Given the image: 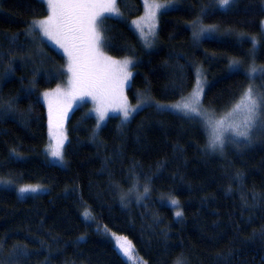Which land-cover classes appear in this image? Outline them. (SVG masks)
<instances>
[{
	"label": "trees",
	"instance_id": "16d2710c",
	"mask_svg": "<svg viewBox=\"0 0 264 264\" xmlns=\"http://www.w3.org/2000/svg\"><path fill=\"white\" fill-rule=\"evenodd\" d=\"M170 1L149 51L131 25L142 0H117L120 15L101 23L104 51L133 60L129 99L155 104L97 128L89 101L61 125L67 61L31 27L46 6L0 0V264H128L113 234L146 264H264V127L214 151L199 116L158 107L187 98L199 72L213 112L252 84L264 93V0ZM193 21L222 34L198 35ZM51 118L68 136L64 166L48 156ZM35 184L46 189L19 193Z\"/></svg>",
	"mask_w": 264,
	"mask_h": 264
},
{
	"label": "snow or ice",
	"instance_id": "6c2138e0",
	"mask_svg": "<svg viewBox=\"0 0 264 264\" xmlns=\"http://www.w3.org/2000/svg\"><path fill=\"white\" fill-rule=\"evenodd\" d=\"M44 4L50 15L46 19L33 20L31 27L43 33L45 37L59 45L68 56V71L71 73L69 81V96L75 98L77 94L81 96H93L103 101L107 96H112L119 101L117 111L123 112L124 120L127 121L130 115L140 107L129 108L127 98L123 96V86L131 78V73L127 71L130 60H124L120 68V75L111 71V66L119 62L111 60L109 57L102 56L98 47L102 37L97 30V20L104 17V13L109 15H120L116 8L117 0H38ZM220 7L228 8L234 0H218ZM149 17L154 21L156 12L165 5L153 2L149 6ZM108 17H104L101 23ZM136 23V22H134ZM197 22L193 21L195 25ZM137 27L140 25L137 23ZM87 42V43H86ZM234 71L237 69H233ZM256 69H252L251 76ZM199 75V74H198ZM203 87L200 80H197L196 90L192 95L191 101L182 98L181 102L174 105H159L161 109L171 108L187 115L189 112L199 114L196 105L200 103ZM243 110L246 113L244 127L250 129L253 126L264 127V93H254L249 86L243 93L240 101L233 108V112ZM100 120H104L107 109L103 105L97 107ZM231 115V113H229ZM231 127V125H228ZM225 129V121L220 120L216 123L213 130L211 146L215 149L219 146L223 148L222 131ZM236 135L248 137V131H237ZM63 141L57 138V144L52 155L62 158ZM20 193L35 192V187H23ZM147 192V189H145ZM173 205L178 201H171ZM176 216H181L182 212L177 211ZM85 216L89 213L85 212ZM114 237V246L126 260L132 259L131 242L126 238ZM141 264L143 262L141 261Z\"/></svg>",
	"mask_w": 264,
	"mask_h": 264
},
{
	"label": "rangeland",
	"instance_id": "374dc122",
	"mask_svg": "<svg viewBox=\"0 0 264 264\" xmlns=\"http://www.w3.org/2000/svg\"><path fill=\"white\" fill-rule=\"evenodd\" d=\"M142 2H143V5H144V12H143V14L141 16H139L136 19L132 20L131 25H132L133 29L138 33L139 39H140V41H141V43L143 45L142 47L144 48V50L149 51V50H151V49H153L155 47L156 42H157V31H158V24H159L160 14H161L162 11L172 8L174 6V1H170V0H142ZM153 2L165 5V7L160 8L156 12L154 21L149 17V7H148ZM116 8H117V3H116ZM49 15H50V10H49ZM106 16H109V14L108 13H104V17H106ZM114 16H117V15H114ZM104 17H101L100 19L97 20V30L99 31L101 37H103V35L101 33V20H103ZM134 22H136V23H134ZM137 23L140 25V27H137ZM196 29H197L196 33L198 35L200 33V35L203 34V36H205V37H220L221 34H222L220 29L217 26H215V25H203V24L199 25V24H196ZM262 31H263V34H264V21H263V24H262ZM40 33H41L42 37L51 46L56 48L58 51H60L65 56L66 61H67V81H66L67 85L59 88L56 91V94H58V95L60 94V95H63L64 97H66V100H65L64 106H63V110H62V116H63V119L65 121L63 123H61V125L66 127L67 120H68L72 110L75 108V106L78 105V104H81L83 102H86V101H89L91 106H92V111H93L94 115L96 116V120H97V128L103 126L106 123L108 117L111 116V115H119L124 120L123 112L116 110V108L118 107L119 101L117 99H114L112 96H107L103 101H101L99 98H94L93 96H81V95L77 94L75 96V98H73V97L68 95V93L70 92L69 81L71 80V73L68 71V64H69L68 56L64 52V50L62 48H60L59 45L55 44L53 41H51L47 37H45L42 32H40ZM30 35H31V33H30ZM102 42H103V38H102V40L100 42V45L98 47L99 53L102 56H104V57H109V58H111V60L119 62L118 64L111 66V71H113L117 75V77H119V75H120V68L122 67L123 61L126 60V59L131 61V64H129L128 68H127V71L131 73V78L123 86V96L127 98V104L129 106V108L136 107L137 105H139L140 107L137 109L136 112H134V113H132L130 115V117H129V119H130L140 109H142V108H144V107H146V106H148L150 104H153V103L155 104V102L152 101L151 99H148L147 97H145L142 94L139 95L138 99L135 102H132L129 99V97H128V88L130 87L131 81H132V74H133L132 73V64H133V60L129 59V58H115V57H112V56L108 55L104 51V48L102 46ZM254 42L258 43V39L255 38ZM34 44L37 45L35 42H34ZM35 50H37V48L34 49V51ZM25 59L30 61V62H33L32 55L26 56ZM253 68H254V66L248 67L246 69V71H252ZM259 70H260L259 68H256L255 73H258ZM255 73H253V74L255 75ZM198 74H199L198 75V79H200V82H201L202 87H203V91H202V94H203L204 89H205V83L202 81V80H204L203 76H202V73L199 72ZM251 87H252L254 93L260 92L257 86H256L257 90L255 89V86L253 84H252ZM56 89L48 91L47 94H52ZM195 90H196V87L190 93V95L187 97L188 101H191L192 95L194 94ZM241 97L239 98V100L236 101V103H238L240 101ZM181 101L182 100H180L178 102H181ZM101 103H103V105L107 109V114L105 115V118L102 121L99 118V113L96 111L97 107L100 106ZM176 103L177 102L171 103V104H160V105L169 106V105H174ZM196 107L198 108L199 114L191 113V112H189L188 114L200 117L201 122L203 123L204 128L206 130V133L208 135L209 142H211V143H212V139H213L214 126L220 120H224L225 121V129L226 130L222 131L223 147L225 145H227L229 142H235V141L241 140L243 138H246V137H241V136L236 135L237 131H246L247 130L248 131V136H249L254 131V128L259 127V126H253L250 129H246L244 127V121H245V118H246V113L242 109L239 110V111L233 112L232 110H233L234 107L232 106L228 110L223 111V112H213V111L205 108L202 105V95H201L200 103L198 105H196ZM166 109H169V110H172V111H175V112H179V111H176V110L171 109V108H166ZM56 112L57 111L55 110V113ZM229 113H231V115H229ZM48 124H49V132H48L49 142H48V145H47V149H48L49 159L52 162H54V163H56V164H58L60 166H64V164L66 162L65 161V147H66V144H67V141H68L67 133L65 132V130L63 129V127L61 125L60 126L58 125V122L55 120V118H53V121H52V118H51L48 121ZM228 125H231V127H228ZM57 138H61L62 141H63L62 158L54 157L52 155V151H54L55 148H56ZM217 149L221 150V148L219 146H217L215 149L213 148L214 151L217 150ZM9 186H11V185H9ZM29 186L35 187L37 189V191L30 192L29 194H36V193L42 192V191H44L46 189L45 186L40 185V184L28 185L26 187H29ZM132 191L134 192V194L136 196V194H137L136 189L133 188ZM21 195H24V194H21ZM173 200L178 201L174 197H167V198L164 199V201L168 205H170L171 207L174 208V214L177 211H181L182 212L180 204H179V201H178V204L173 205L171 203V201H173ZM175 217H176V219H180L182 217V215L178 217L175 214ZM115 237H121V236H115ZM109 238L112 241V243L114 244L113 235L109 236ZM121 238H123V237H121ZM127 241H129V240H127ZM131 248H132V259L131 260H126V258L122 255L123 258L128 262V264H141V261L143 262V264H146L145 260L136 253L135 248L132 245V243H131Z\"/></svg>",
	"mask_w": 264,
	"mask_h": 264
}]
</instances>
